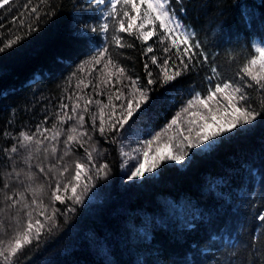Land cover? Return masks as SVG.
<instances>
[{
	"label": "snow or ice",
	"instance_id": "snow-or-ice-1",
	"mask_svg": "<svg viewBox=\"0 0 264 264\" xmlns=\"http://www.w3.org/2000/svg\"><path fill=\"white\" fill-rule=\"evenodd\" d=\"M9 4L10 0H0V11ZM15 7H7L0 21ZM24 8L30 11L29 20L35 19L25 36L0 46V56L11 55L10 49L30 37L37 39L33 33H39L41 21L56 17L63 3L39 0L33 6L28 0ZM70 16L71 36L80 50L66 64L58 60L62 70L48 73L53 84L49 91L59 94L36 103L25 97L24 104L31 107L9 106V118L0 125V264H41L39 258L49 246L71 232L70 220L94 214L91 202L97 195L110 198L116 178L106 161H98L112 148L127 157L120 164L118 185L126 192L155 187L164 179L165 168H192L196 157L218 154L257 134L254 166L260 173L259 191L249 187L257 176L253 170L226 202L229 180L222 177L223 188L209 209L185 196L182 203L173 200L158 206L141 221L139 232L129 222L103 238L92 233L73 239L42 264H264V17H252L262 43H252L243 59L226 67L219 49L240 47V40L229 36L222 19L213 29L214 38L206 32L201 39L195 26L185 23V0H74ZM18 19L13 16L11 23ZM154 38L157 46L150 43ZM137 42L139 72L128 67L127 54L137 49ZM189 76L198 77L199 83L184 89L189 98L179 101L171 119L154 133L151 127H140L138 122L147 119L153 105L177 103L174 96ZM73 79L74 88L59 87L60 81ZM36 91L40 89L32 92L33 100ZM17 112L23 116L19 121ZM170 129L173 135L168 134ZM127 136L149 138L132 149L133 156L124 151ZM217 187L213 184L209 190ZM205 220H218L221 227L202 248L192 246L190 260L155 240L158 231L182 239ZM84 244L95 260L73 256Z\"/></svg>",
	"mask_w": 264,
	"mask_h": 264
},
{
	"label": "trees",
	"instance_id": "trees-1",
	"mask_svg": "<svg viewBox=\"0 0 264 264\" xmlns=\"http://www.w3.org/2000/svg\"><path fill=\"white\" fill-rule=\"evenodd\" d=\"M28 0H10V4L0 11V16L4 15L7 7L16 6L10 16L5 17L0 23L5 24L4 29H0V46H3L8 39H15L17 35L25 36L30 23V11H26L24 5ZM53 3H63V9L51 20L41 21L39 33H33L37 39L22 42L19 46L10 49L12 53L9 56H0V125L9 118V106L20 104L21 108L31 107V104H24V98L27 97L32 103H36L41 97L47 98L51 95H57L59 92L49 91L53 87L52 82L48 79V73L52 69L62 70L63 65L58 60L63 59L65 64L70 56H74L79 52L77 43L71 36L70 32V13L73 8L74 0H53ZM188 6V19L185 23L194 25L198 31L200 38L205 39L207 32L208 38H214L213 31L216 22L223 20L225 28L232 39L240 40V47L231 48L223 45L220 49L219 60L227 67L234 59H243L248 52V48L252 43H262L258 39L260 29L258 23L252 20L255 17L258 20L264 17V0H185ZM39 4V0H32V5ZM43 8V6H41ZM224 12V16H220V12ZM13 16H19L15 23H11ZM23 20V28L20 22ZM203 29V30H202ZM247 41V46H245ZM153 46L156 45L155 38ZM137 49L130 50L127 54L131 57L128 67L133 71H142V61L139 57V42ZM67 75V71H65ZM201 76L204 73L200 74ZM192 82L199 83V78L189 76L183 83L181 91L177 92L174 99L176 104L157 103L149 110L147 119L138 122L142 128L151 127L153 133L163 127L171 115L179 109V101H186L189 97L186 95V89ZM76 80L71 82L60 81L59 87L74 88ZM36 91V99L33 100L32 92ZM92 89H88L86 94L90 95ZM253 98L259 102V97L253 93ZM39 111V109H38ZM93 111H97L93 109ZM22 112H17L16 119H22ZM258 135L247 141H241L222 149L218 154L212 156L196 157L197 163L192 168L177 169L165 168L161 175L164 177L155 187L146 188L144 190L130 189L122 191L119 188L120 164L124 158L118 153L116 147L112 148L104 157V160L98 162H107L111 168L110 175L115 179V183L110 189V198L103 195H97L91 202L94 210L92 215H83L75 218L69 223L72 225L71 232L64 236L57 243L50 245L47 252L40 257V261L47 259L55 251L66 247L71 240L84 238L94 233L97 237L103 238L120 225H128L129 222L135 226V231L139 232L143 227L141 221L146 216H150L157 210L158 206L169 203L173 200L183 202L185 196H192L201 208L209 209L216 203V197L220 195L223 188L221 178L229 180V187L224 189L225 201H228L229 194L245 184L246 178L251 171H256L257 176L252 177L250 188L259 191V169L254 164V152L258 150ZM130 137H125L124 144L127 152H131L127 143ZM148 139V136L137 137ZM3 141L0 140V143ZM103 149L106 145L101 144ZM126 151V150H124ZM77 155H83L82 152ZM167 163V162H165ZM169 165L173 163H167ZM248 165L249 167H244ZM163 167V165H162ZM127 182V177H124ZM215 184L217 189L210 191V187ZM87 199V198H86ZM83 207V206H81ZM218 207V204H217ZM177 212L181 208L177 206ZM63 223V221H61ZM221 227L218 220H205L196 225L194 229L187 230L182 239H174L164 231L155 233V240L161 243L167 250L183 253L185 257L191 259L192 246L202 248L206 241L210 242V234L214 233ZM255 235L256 233L253 232ZM243 239H248L245 232ZM264 239V237H262ZM29 250L27 255H31ZM218 255V254H217ZM73 256L84 260H95L91 250L87 244L82 245L79 249L73 251Z\"/></svg>",
	"mask_w": 264,
	"mask_h": 264
},
{
	"label": "rangeland",
	"instance_id": "rangeland-1",
	"mask_svg": "<svg viewBox=\"0 0 264 264\" xmlns=\"http://www.w3.org/2000/svg\"><path fill=\"white\" fill-rule=\"evenodd\" d=\"M168 134L173 135L174 131L170 129ZM142 140L143 139H141V138L139 139L137 137H130L129 140L127 141V143L130 147L131 152H128V153L135 156V153L132 152V149L141 147L142 145H141L140 141H142ZM126 147H128V146L125 145V148H124V150H126L125 152H127ZM123 158H124V160H123V162H124L127 159V157H123ZM167 163H173L174 164L175 162H167ZM129 174H130V172H129Z\"/></svg>",
	"mask_w": 264,
	"mask_h": 264
}]
</instances>
